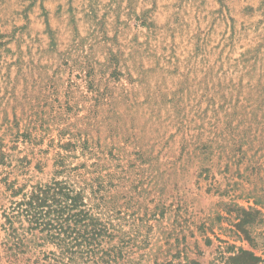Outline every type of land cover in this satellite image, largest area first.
<instances>
[{"label": "rangeland", "instance_id": "1", "mask_svg": "<svg viewBox=\"0 0 264 264\" xmlns=\"http://www.w3.org/2000/svg\"><path fill=\"white\" fill-rule=\"evenodd\" d=\"M0 41V135L34 115L89 135L151 245L180 232L204 263L219 239L264 259V0H0ZM33 165L29 184L50 178Z\"/></svg>", "mask_w": 264, "mask_h": 264}, {"label": "trees", "instance_id": "2", "mask_svg": "<svg viewBox=\"0 0 264 264\" xmlns=\"http://www.w3.org/2000/svg\"><path fill=\"white\" fill-rule=\"evenodd\" d=\"M37 119L42 118L30 116L22 129L18 118L9 121L0 135V264H263L254 250L228 240L219 239L206 263L199 258L205 252L198 241L189 244L180 232L174 237L161 232L151 245L149 218H135L118 208L121 172L112 167L117 156L113 150L92 144L89 135L38 131ZM7 133L6 143L2 135ZM44 140L47 147L39 148ZM48 159L50 178L29 184L31 178L24 175L31 163L42 172ZM259 213L242 209L241 220L253 223ZM237 227L255 248L252 231L240 223ZM203 241L212 245L208 236Z\"/></svg>", "mask_w": 264, "mask_h": 264}]
</instances>
